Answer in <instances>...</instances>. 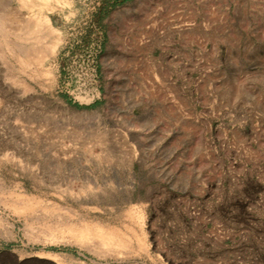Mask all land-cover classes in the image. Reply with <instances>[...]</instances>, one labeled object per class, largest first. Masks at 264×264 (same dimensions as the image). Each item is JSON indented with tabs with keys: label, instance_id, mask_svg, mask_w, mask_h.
<instances>
[{
	"label": "rangeland",
	"instance_id": "1",
	"mask_svg": "<svg viewBox=\"0 0 264 264\" xmlns=\"http://www.w3.org/2000/svg\"><path fill=\"white\" fill-rule=\"evenodd\" d=\"M0 264H264V0H0Z\"/></svg>",
	"mask_w": 264,
	"mask_h": 264
},
{
	"label": "crops",
	"instance_id": "2",
	"mask_svg": "<svg viewBox=\"0 0 264 264\" xmlns=\"http://www.w3.org/2000/svg\"><path fill=\"white\" fill-rule=\"evenodd\" d=\"M153 46L156 47L155 44ZM160 68H161L160 65L158 63H155L153 71H159ZM153 105H154V107L152 106V108H150V111H149L151 113V115H152V116L149 117L150 127H151L150 129L158 130V128L162 127V123H163L162 122V115L156 112V110H157L156 106H155V105H157L156 100L154 101ZM175 119H180V121H181L180 129L182 130L183 129V127H182L183 118L179 117L177 115V116H175ZM181 130H180V132H182Z\"/></svg>",
	"mask_w": 264,
	"mask_h": 264
},
{
	"label": "trees",
	"instance_id": "3",
	"mask_svg": "<svg viewBox=\"0 0 264 264\" xmlns=\"http://www.w3.org/2000/svg\"><path fill=\"white\" fill-rule=\"evenodd\" d=\"M124 1H127V0H119V2H124Z\"/></svg>",
	"mask_w": 264,
	"mask_h": 264
}]
</instances>
